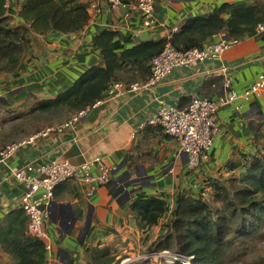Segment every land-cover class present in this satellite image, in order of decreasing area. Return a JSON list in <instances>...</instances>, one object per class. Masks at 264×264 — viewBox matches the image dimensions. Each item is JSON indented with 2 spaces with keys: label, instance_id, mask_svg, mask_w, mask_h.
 <instances>
[{
  "label": "crops",
  "instance_id": "crops-1",
  "mask_svg": "<svg viewBox=\"0 0 264 264\" xmlns=\"http://www.w3.org/2000/svg\"><path fill=\"white\" fill-rule=\"evenodd\" d=\"M10 1L14 9L12 24L18 25L22 22L18 17L21 0ZM81 1L89 5L97 3L99 7V12L93 16L89 7L90 20L82 31L34 34L18 75L0 72V136L6 137L0 147L24 140L70 118L72 114L41 128L28 127L25 134L19 135L21 138L11 141L15 137L11 126L24 118L21 113L29 111L33 96L55 98L86 69L103 65L93 44L94 36L100 31H118L140 41L147 33L148 41H158L178 31L186 18L209 14L225 2L264 3V0H155L157 25L146 29L142 16L134 9V0H126L125 5L116 9L106 0ZM223 36L228 35L226 32L219 34L214 42ZM262 75L264 30L256 28L217 60L177 67L151 89L138 93L124 91L98 101L87 108L77 129L24 144L6 163L0 164V225L9 213L21 209V199L26 192L25 184L12 175L14 169L30 163L67 159L78 165L93 163L90 172L96 174V159L103 158L114 168L109 184L98 185L89 193L84 182L71 179L56 188L45 224L54 245L47 264H85L89 261L88 247L98 243L102 249L110 248L117 259L122 256L117 253L120 250L139 258L137 253L148 250L165 233L171 213L149 230L142 229L129 209L132 198H116L122 183L138 179L136 191L154 195L164 193L173 207L179 192H197L199 186L210 191L207 186L211 182L239 176L247 161L264 145V89L258 95L238 98L218 110V133L209 150V158L195 174L188 172V157L176 141L161 127L147 121L162 102L185 108L195 94L216 100L225 92L227 76L232 79L231 90L241 95ZM128 173L132 176L125 179ZM12 263L10 255L0 247V264Z\"/></svg>",
  "mask_w": 264,
  "mask_h": 264
},
{
  "label": "trees",
  "instance_id": "trees-1",
  "mask_svg": "<svg viewBox=\"0 0 264 264\" xmlns=\"http://www.w3.org/2000/svg\"><path fill=\"white\" fill-rule=\"evenodd\" d=\"M10 2L0 0V72L12 75H18L34 34L76 33L90 20V5L81 0H21L18 17L22 22L13 25L14 9ZM259 24H264V3L255 1L225 2L209 14L190 16L171 38L158 41H140L133 35L104 29L93 38L103 65L86 69L55 98L33 96L29 111L21 115L61 121L106 98L114 82L147 81L151 61L167 43L179 51L203 48L225 32L229 37L243 39ZM140 78L143 81H138ZM207 188L211 197L200 186L197 192H179L173 207L164 193L135 190L129 209L142 229L149 230L171 213L165 225L167 230L148 247V253L169 251L188 258L190 264H224L249 242L264 238V145L247 161L239 176L213 181ZM27 223L22 208L9 213L0 225V247L10 255L12 264H47L45 242L28 233ZM100 246L101 243L88 247L89 261L85 264L117 263L112 250ZM128 264L168 263L164 259L156 263L141 259ZM174 264L184 263L178 260ZM254 264H264V260Z\"/></svg>",
  "mask_w": 264,
  "mask_h": 264
},
{
  "label": "built area",
  "instance_id": "built-area-1",
  "mask_svg": "<svg viewBox=\"0 0 264 264\" xmlns=\"http://www.w3.org/2000/svg\"><path fill=\"white\" fill-rule=\"evenodd\" d=\"M114 9L125 5L126 0H106ZM92 16L99 12L97 3L90 4ZM134 9L143 19L146 29H153L157 25L156 1L134 0ZM258 30H264V24L258 25ZM173 34L170 35L171 38ZM241 39L223 36L217 42H210L203 48H192L186 51L177 50L171 43H167L163 51L150 63V77L145 82H114L108 90V97L121 92L138 93L145 89H151L158 85L173 69L182 66L195 65L207 60H217L228 49L237 45ZM232 79L225 77V92L216 100L193 95L187 107L179 108L166 102L147 121L150 125L159 126L164 133L173 138L181 151L188 157L187 168L190 174H195L209 158V150L213 145L214 137L219 127L217 124V112L220 108L232 104L238 98L248 99L251 95H258L264 89V76H260L241 95L231 90ZM85 110L73 113L70 118L60 124L48 126L38 133L21 141H16L0 147V164L6 163L16 151L24 144H32L40 137H49L53 133H63L68 129H77L79 123L86 115ZM91 162L74 164L67 159H56L44 164L30 163L22 168L14 169L12 175L25 184L26 192L21 199V208L28 219V233L44 240L48 257L54 251V245L45 229L49 209L55 199V190L62 183L78 179L84 182L89 193L96 190L98 185H107L111 182L114 168L103 158L96 159L98 172H90ZM158 261L165 260L168 264H174L181 260L184 264H190L188 258H183L169 251L152 254ZM128 260H124L126 263Z\"/></svg>",
  "mask_w": 264,
  "mask_h": 264
},
{
  "label": "rangeland",
  "instance_id": "rangeland-1",
  "mask_svg": "<svg viewBox=\"0 0 264 264\" xmlns=\"http://www.w3.org/2000/svg\"><path fill=\"white\" fill-rule=\"evenodd\" d=\"M58 118H61V117H58ZM53 119L54 121L52 119H49L48 116L43 117V118H40V117L36 118L34 116L22 118L20 121H18V123L11 126L10 131H12L15 134V137L11 141H15L17 138H21V136L19 135L25 134L24 130L28 129V127H30L31 129L41 128L43 126H46L50 122L53 123V122H57L55 120H59V119H55L54 117ZM3 139L5 140L6 137L3 135L0 136V143L3 142ZM205 193L207 197H211V193L209 190L205 189ZM117 253L118 254L120 253L122 256L120 259H117L118 261L115 264H120L119 262L130 259V257L132 258L136 257V255H129L127 253H124V250H120ZM137 254H139L141 258L140 257L134 258L136 260L149 259L153 261V263L159 262L158 259L153 257L152 254L148 253L147 250L146 251L141 250ZM134 259L128 260L126 263L128 264L133 261H136ZM261 259L264 260V238L249 242L245 247L240 248V250L237 253H234L233 255H231V258L227 259L224 264H254ZM126 263L122 262V264H126Z\"/></svg>",
  "mask_w": 264,
  "mask_h": 264
},
{
  "label": "water",
  "instance_id": "water-1",
  "mask_svg": "<svg viewBox=\"0 0 264 264\" xmlns=\"http://www.w3.org/2000/svg\"><path fill=\"white\" fill-rule=\"evenodd\" d=\"M146 37L141 38V41H148L147 33H145ZM132 176V173H128L125 177V179H130ZM131 181L129 183H122V186L118 189L116 192V198L126 197L127 199H131L132 194L135 192V187L139 183L138 179H130ZM132 187V189H130ZM89 226V224H88Z\"/></svg>",
  "mask_w": 264,
  "mask_h": 264
}]
</instances>
